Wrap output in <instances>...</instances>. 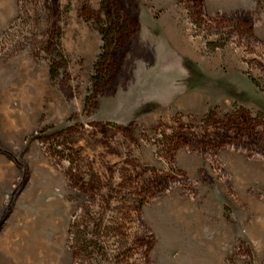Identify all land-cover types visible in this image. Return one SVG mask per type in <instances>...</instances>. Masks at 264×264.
<instances>
[{
  "label": "rangeland",
  "instance_id": "obj_1",
  "mask_svg": "<svg viewBox=\"0 0 264 264\" xmlns=\"http://www.w3.org/2000/svg\"><path fill=\"white\" fill-rule=\"evenodd\" d=\"M0 264H264V0H0Z\"/></svg>",
  "mask_w": 264,
  "mask_h": 264
},
{
  "label": "trees",
  "instance_id": "obj_2",
  "mask_svg": "<svg viewBox=\"0 0 264 264\" xmlns=\"http://www.w3.org/2000/svg\"><path fill=\"white\" fill-rule=\"evenodd\" d=\"M103 4L108 0H102ZM111 15L109 17L110 22L107 27H101L100 31L103 35V46L102 52L98 57L96 63L97 75L99 74L100 78H104L107 74L111 73V58L110 53L111 49L114 48L116 43L121 42L129 34V25L127 23L126 17L122 16L118 9L111 5ZM56 70L54 66L52 67V73L56 76ZM96 79V76L94 77ZM93 78V79H94Z\"/></svg>",
  "mask_w": 264,
  "mask_h": 264
},
{
  "label": "crops",
  "instance_id": "obj_3",
  "mask_svg": "<svg viewBox=\"0 0 264 264\" xmlns=\"http://www.w3.org/2000/svg\"><path fill=\"white\" fill-rule=\"evenodd\" d=\"M160 25V24H159ZM158 24H155V26H156V29H151L150 30V32L152 33V35L154 36V37H156V34L155 33H158V29L160 28V26H159Z\"/></svg>",
  "mask_w": 264,
  "mask_h": 264
}]
</instances>
